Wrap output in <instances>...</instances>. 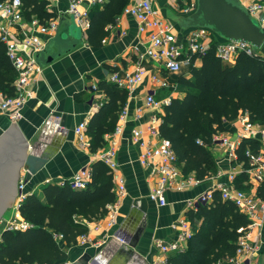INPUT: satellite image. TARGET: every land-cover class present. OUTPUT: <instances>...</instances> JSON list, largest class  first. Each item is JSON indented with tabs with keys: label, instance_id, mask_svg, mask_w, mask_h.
<instances>
[{
	"label": "crops",
	"instance_id": "0c3cea01",
	"mask_svg": "<svg viewBox=\"0 0 264 264\" xmlns=\"http://www.w3.org/2000/svg\"><path fill=\"white\" fill-rule=\"evenodd\" d=\"M193 1L196 0H151L160 20L173 25L179 41L185 39L187 30H181L177 18L186 15L184 8ZM100 5L102 4L92 6L91 13L93 8ZM68 7V0H54L50 9L56 15L64 13L62 17L71 23L70 15L66 14ZM139 26L136 17L121 12L116 16L115 23L107 26V34L98 46L88 43V29L78 27L82 43L33 73L32 97L25 102L21 116L13 119L8 112L0 113V137L16 123L27 141V154L34 156L35 172H30L27 164L21 166L18 185L20 181H24V193H35L44 199L43 189L46 184L71 180L81 170L90 169L93 162L101 161L95 157L107 149L110 135L119 123L120 112L124 107L127 109V119L119 135L115 155L117 166L115 169L110 168L115 194L118 179H123L125 184V192L119 199L115 220L110 223L108 210L92 221L84 220L87 232L79 235L76 244L67 249V257L55 264H84L82 258L86 255L91 256V261L97 260L95 264H160L163 258L175 251L165 255L156 246V242L175 240L180 231L178 221L181 219H186L191 226L188 219L191 208L188 202L205 191L235 184V176L244 172V162L231 159L227 146L214 140L210 150L216 172L200 180L195 177L194 172L187 174L186 176L198 181L187 188L167 189L165 204H159L149 197L156 184L157 175L152 164L143 165L140 162V143L157 141V138L145 132L152 116L163 114L164 105L172 98L181 99L185 96L186 89L179 77L191 76V61L180 64L176 70H167L163 62L153 58L145 59L142 62L145 69L143 80L132 89L123 88L126 91V101L113 130L105 133L103 146L92 151L91 145L85 146L79 141L75 133L76 126L84 120L89 122L109 98L101 84L114 83L109 79L113 73L123 78L135 73L139 54L145 51L150 42V33L156 30L154 28L141 31ZM9 28L13 34L20 36L18 26L9 25ZM41 38L46 40L48 37L41 34ZM257 53L264 56V43ZM200 64L201 58L197 57L194 65ZM149 93H153L157 100L163 102L162 110L146 105L145 100ZM166 101L169 102L165 103ZM246 120L248 113H241L235 119L226 121V129L216 134L220 133L238 144L244 137L243 123ZM259 125L264 127L263 124ZM135 129L144 131L140 142L134 140ZM87 135L91 141L88 132ZM254 137L261 144L258 152L264 153V135ZM232 174L233 180L230 177ZM245 183L250 184L246 191L256 193L258 184L252 182L249 176ZM17 203L18 194L12 206H8L0 216L2 228H7L11 222L18 223L24 219L19 213ZM262 217L260 233L251 238L254 251L242 255L235 253V256L224 260L222 264H264V212ZM83 235L86 236V241H82ZM188 240L183 248L187 246Z\"/></svg>",
	"mask_w": 264,
	"mask_h": 264
},
{
	"label": "trees",
	"instance_id": "16d2710c",
	"mask_svg": "<svg viewBox=\"0 0 264 264\" xmlns=\"http://www.w3.org/2000/svg\"><path fill=\"white\" fill-rule=\"evenodd\" d=\"M128 2L106 0L93 8L87 31L90 45H100L107 26L115 23ZM22 9L26 20L33 16L42 21L56 17L47 0H22ZM197 57L201 58L199 66L194 65ZM191 63V76L179 77L186 89L185 96L172 98L164 105L159 133L170 140L182 172H194L200 180L216 172L210 147L214 134L226 129V121L247 112L249 122L264 125V56L241 51L232 62H227L212 45L201 55L193 54ZM16 77L7 46L0 39V91L14 96ZM101 88L109 98L88 122L92 151L103 146L105 133L113 130L126 101V91L116 83L103 82ZM260 146L254 136L242 137L235 149L236 160L247 167L248 152H258ZM90 172L85 187L54 182L44 186V199L35 193L26 194L18 210L29 227L2 230L0 264H55L67 257V249L88 230L84 220L103 216L107 206L116 200L110 168L95 161ZM247 179V173L241 172L235 176V186L248 189ZM212 194L209 204L188 212L193 229L188 244L171 253L164 264H222L235 256L238 238L249 219L233 201L224 199L219 189L212 190ZM256 194L264 200V182L258 185Z\"/></svg>",
	"mask_w": 264,
	"mask_h": 264
},
{
	"label": "built area",
	"instance_id": "2783aa9c",
	"mask_svg": "<svg viewBox=\"0 0 264 264\" xmlns=\"http://www.w3.org/2000/svg\"><path fill=\"white\" fill-rule=\"evenodd\" d=\"M49 10L51 3L54 0H47ZM69 7L66 14L73 17L75 23L81 29H88L90 26L91 7L95 4H103L106 0H68ZM242 4L247 8L249 13L253 15L260 24L264 25V0H241ZM196 5L193 1L184 8L186 14L190 13ZM123 13L132 15L139 20L141 31L146 29H154L149 35V44L145 51L139 54L138 61L135 67V73L126 77H120L117 73L110 75V81L116 83L122 88L132 89L136 84L143 80L145 69L142 62L147 58H153L163 62L167 70H176L182 63H189L193 54H203L214 45L216 54L227 62H232L236 55L241 51L252 53L251 45L245 41L221 40L210 29L205 27L191 28L187 30V35L183 41L177 40L173 31L174 27L170 23L160 20L157 10L153 7L151 0H130L123 10ZM64 15H56L47 21H42L40 18L33 16L30 20H26L22 9V0H2L0 2V39L7 46V54L17 72V77L14 80L16 94L9 96L0 91V113H10L13 119L21 116V109L25 102L32 97V75L34 72L40 71L35 54L43 49L47 40L52 37L59 25L61 17ZM3 20V22H1ZM9 25L18 26L21 34L18 37L10 30ZM41 34L48 38L42 39ZM215 39V40H214ZM214 43V44H213ZM169 101H166L167 103ZM145 103L148 107L162 110L163 102L157 100L153 93L146 96ZM127 109L124 107L120 112L119 123L111 133L107 149L98 153L95 158L106 163L109 168L115 169L117 162L115 155L119 143V135L121 134L124 122L127 119ZM161 114L152 116L151 121L145 132L157 138L154 143L141 142L142 147L139 160L143 165L154 166V171L157 175V181L149 193L151 200L159 204H165V191L170 188L183 189L187 188L198 180L182 173L177 164V157L172 148L169 139L160 136L159 124ZM243 126L242 136H257L264 135V127L259 124H253L246 120ZM88 121L80 122L75 133L79 141L85 145H90V140L87 135ZM143 130H134V140L140 142ZM214 140L220 141L226 145L229 150L231 159H236L235 142L229 140L228 137L219 134L214 135ZM244 171L250 177V180L256 184L264 182V153L263 152H248V166ZM91 177L90 169H83L78 172L73 179L64 180L58 184L69 183L72 187H85ZM231 179H234L232 174ZM25 182L20 181L18 185V206L24 200ZM221 196L224 199H229L244 212L249 222L242 234L238 238L236 253L242 255L247 252H253L254 247L251 244L253 235L260 233L264 212V200L257 196L254 192H248L235 186L234 183L219 187ZM125 192V184L123 179H118V187L116 190V200L108 206L110 215V223L114 222L115 214L118 208L119 199ZM212 190L205 191L198 195L195 199L188 202L191 209H196L198 205L208 204L212 201ZM179 234L178 237L171 241L165 242L157 240L156 246L163 254H168L171 251H176L183 248L184 243L192 234V228L186 219L178 221ZM29 223L22 219L21 222H11L8 224V229H26ZM82 241H86V236H82ZM166 257L160 261L164 264ZM92 264L97 263V260L91 261Z\"/></svg>",
	"mask_w": 264,
	"mask_h": 264
},
{
	"label": "water",
	"instance_id": "95a60500",
	"mask_svg": "<svg viewBox=\"0 0 264 264\" xmlns=\"http://www.w3.org/2000/svg\"><path fill=\"white\" fill-rule=\"evenodd\" d=\"M177 22L182 31L205 27L221 40L245 41L254 53L264 43V25L249 13L241 0H196L194 9L178 16ZM81 43L79 29L62 17L55 35L35 54L36 61L42 68ZM26 147L27 141L16 123L0 137V216L12 206L18 194L21 166L27 164L29 171L35 172L34 156L27 154ZM82 261L92 264L89 255Z\"/></svg>",
	"mask_w": 264,
	"mask_h": 264
},
{
	"label": "rangeland",
	"instance_id": "374dc122",
	"mask_svg": "<svg viewBox=\"0 0 264 264\" xmlns=\"http://www.w3.org/2000/svg\"><path fill=\"white\" fill-rule=\"evenodd\" d=\"M70 20H71V23H72V25H73L74 27H76V28L79 27V26L75 23V21H74V19H73L72 16H70ZM257 52H258V51H257ZM3 229H4V228H2L1 225H0V233L2 232Z\"/></svg>",
	"mask_w": 264,
	"mask_h": 264
}]
</instances>
